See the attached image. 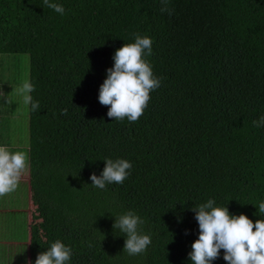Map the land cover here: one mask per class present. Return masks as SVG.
Returning <instances> with one entry per match:
<instances>
[{
	"label": "trees",
	"instance_id": "16d2710c",
	"mask_svg": "<svg viewBox=\"0 0 264 264\" xmlns=\"http://www.w3.org/2000/svg\"><path fill=\"white\" fill-rule=\"evenodd\" d=\"M52 2L65 14L0 0V53L29 54L40 105L29 104L30 264L56 240L72 250L67 264H192L194 207L213 199L264 219V127L252 123L264 116V0H168L171 15L162 0ZM134 34L152 39L144 58L161 84L138 121H117L99 90ZM105 159L132 164L123 184H91ZM128 211L151 237L140 255L113 228ZM223 255L212 264H228Z\"/></svg>",
	"mask_w": 264,
	"mask_h": 264
},
{
	"label": "clouds",
	"instance_id": "9594fccd",
	"mask_svg": "<svg viewBox=\"0 0 264 264\" xmlns=\"http://www.w3.org/2000/svg\"><path fill=\"white\" fill-rule=\"evenodd\" d=\"M162 12L169 15L172 10L167 7L168 0H162ZM43 4L60 15L65 14L61 4L52 0H43ZM135 35L133 43H126L115 51L114 65L107 69V77L100 85L99 102L108 106L107 116L117 121L127 118L136 122L143 115L150 100V92L160 87V78L154 76L150 63L144 58L152 54V39L148 36ZM35 86L25 82L18 90L23 95L24 103L37 111L39 102L33 101L30 93ZM62 115L67 109L61 110ZM257 128L264 127V116L253 120ZM105 167L97 176L92 173V185L105 189L107 184H123L129 175L132 164L126 159H105ZM27 154L10 152L0 146V196L16 190L22 173L26 170ZM199 225V237L192 243L188 253L192 264H212V261L224 250L223 259L228 264H264V219L253 222L244 214L230 215L227 207L215 206L209 199L192 209ZM258 212L264 214V201L258 205ZM144 221L132 211L116 217L114 229L126 234L123 251L130 256L147 251L151 237L141 234L138 229ZM72 250L60 240H56L45 252L37 255L35 264H67Z\"/></svg>",
	"mask_w": 264,
	"mask_h": 264
},
{
	"label": "rangeland",
	"instance_id": "374dc122",
	"mask_svg": "<svg viewBox=\"0 0 264 264\" xmlns=\"http://www.w3.org/2000/svg\"><path fill=\"white\" fill-rule=\"evenodd\" d=\"M29 54H9L0 53V64H2V72H4V78L0 84L1 105L0 109H4L9 115L2 118L5 123L0 122V134L4 138V141L9 142L11 145H15V152H24L27 154V147L29 143V104L24 103L23 95L19 93L20 87L29 82ZM6 76V77H5ZM7 80V82L5 81ZM7 109V110H6ZM4 130V132H3ZM28 159V157H27ZM26 170L22 174H26L29 170V163ZM24 176L21 175V178ZM27 180V179H26ZM24 186L18 187V191H13L5 195L9 198L0 199V207L2 203H6L8 199L16 196L14 199V205L20 204L24 201ZM33 195V191L32 194ZM35 203L33 198L30 197V210L35 209ZM30 218H31V214ZM29 218V219H30ZM32 219L29 221L31 224ZM29 224V225H30ZM5 235L10 236L14 241L22 239V236L27 235L25 228V216L23 214H15L7 219H3V223H0V238H5ZM4 243L0 245V264H4L10 261V264H23V257L20 246L12 247L11 254H8L5 249Z\"/></svg>",
	"mask_w": 264,
	"mask_h": 264
},
{
	"label": "crops",
	"instance_id": "0c3cea01",
	"mask_svg": "<svg viewBox=\"0 0 264 264\" xmlns=\"http://www.w3.org/2000/svg\"><path fill=\"white\" fill-rule=\"evenodd\" d=\"M0 117H2V115H7L6 112L1 111L0 112ZM4 132V130H3ZM0 146H4L7 147V149L10 152H15L13 151L16 146L15 145H11L9 144V142H6V140L4 141V138H1L0 141ZM28 162V159H27ZM22 176H24L23 178L20 179L18 187H22L24 186V195H23V199L24 201L21 202L20 204L14 205V199L16 198V196L11 197L10 199L7 200V202L2 203L1 207H0V223H3V219H7L8 217H11L15 214H23L25 216V228L27 230V235L26 236H22V239H18V241H14L10 236L5 235V238H0V245L1 243H4L5 246L3 248H6L5 251L8 254H11V249L12 247L15 246H20L18 249L21 250V254H19L21 257H23V264H30V237H31V233H30V228H31V224L33 222H31V224L29 223V221L32 219V214L35 211L34 210H30V197L32 198V188L30 186V181H29V170L28 172L24 175L22 174ZM27 179V180H26ZM18 187L16 188L15 192L18 191ZM12 193V192H11ZM5 197V196H0V199L4 198L5 199L9 198ZM31 214V218L30 215ZM30 218V219H29ZM30 224V225H29ZM10 261L5 262L4 264H10Z\"/></svg>",
	"mask_w": 264,
	"mask_h": 264
}]
</instances>
